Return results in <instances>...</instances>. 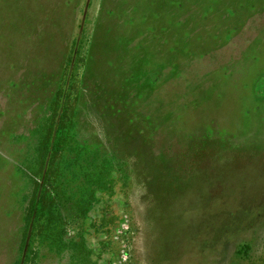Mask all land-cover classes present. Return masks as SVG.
<instances>
[{
  "label": "rangeland",
  "instance_id": "obj_1",
  "mask_svg": "<svg viewBox=\"0 0 264 264\" xmlns=\"http://www.w3.org/2000/svg\"><path fill=\"white\" fill-rule=\"evenodd\" d=\"M0 264H264V0H0Z\"/></svg>",
  "mask_w": 264,
  "mask_h": 264
}]
</instances>
